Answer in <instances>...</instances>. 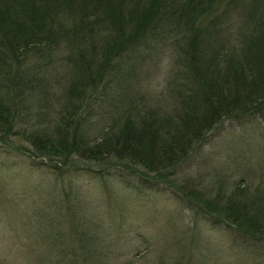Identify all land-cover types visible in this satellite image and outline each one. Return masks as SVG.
Instances as JSON below:
<instances>
[{
  "label": "rangeland",
  "instance_id": "374dc122",
  "mask_svg": "<svg viewBox=\"0 0 264 264\" xmlns=\"http://www.w3.org/2000/svg\"><path fill=\"white\" fill-rule=\"evenodd\" d=\"M203 1L212 8L190 28L205 40V55L237 35L256 40L260 34L255 20L264 18V0ZM190 3L200 6L190 0L183 7ZM184 23L164 22L133 53L111 60L81 122L90 141L131 103L146 115L180 107L178 94L189 86ZM74 50L62 41L26 60L28 87L14 103L11 127L0 132V264H264V236L219 219L196 201L221 205L264 191V115L216 126L194 145L178 175H158V189L137 186L122 170L120 177L113 171L119 166L106 170L40 154L29 134L51 130L75 100V86L86 80Z\"/></svg>",
  "mask_w": 264,
  "mask_h": 264
},
{
  "label": "trees",
  "instance_id": "16d2710c",
  "mask_svg": "<svg viewBox=\"0 0 264 264\" xmlns=\"http://www.w3.org/2000/svg\"><path fill=\"white\" fill-rule=\"evenodd\" d=\"M189 1L0 0V132L11 127L18 114L14 103L21 89L28 87L23 72L26 60L43 57L44 51L67 41L87 73L86 80L75 86L71 95L75 100L62 111L52 129L30 133L28 142L40 154L55 153L106 170L119 166L112 169L120 177L122 170L137 186L160 188L158 175L166 171L172 177L178 175L194 145L216 126L227 120L238 122L251 115H264V18H251L260 31L256 40L250 35L247 39L237 35L241 42L235 38L226 47L209 48L205 55V40L190 27L204 12L209 13L212 2L197 0L198 9L191 3L189 9L184 8ZM231 6L226 5L229 12ZM228 11L221 15H228ZM164 22L177 28L185 22L190 33L185 49L189 56L183 62L189 86L186 93L178 94L180 107L161 116L151 110L146 115L142 112L145 109L131 103L98 139L90 141L81 122L86 123L84 112L90 106L91 92L109 75L112 59L133 53L142 46L147 33ZM153 174L156 177L150 176ZM170 185L175 187L172 181ZM247 195L233 196L221 205L201 198L196 201L219 219L264 236V191Z\"/></svg>",
  "mask_w": 264,
  "mask_h": 264
}]
</instances>
